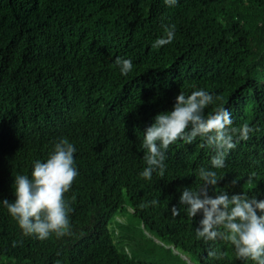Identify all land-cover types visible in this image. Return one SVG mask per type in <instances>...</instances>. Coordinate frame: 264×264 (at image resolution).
<instances>
[{"label": "trees", "instance_id": "16d2710c", "mask_svg": "<svg viewBox=\"0 0 264 264\" xmlns=\"http://www.w3.org/2000/svg\"><path fill=\"white\" fill-rule=\"evenodd\" d=\"M171 24L175 40L154 47ZM117 57L132 59L128 76ZM196 88L221 98L234 127L261 129L229 154L216 187L238 179L230 195L264 193V0H0V201L60 138L79 168L63 237L24 235L0 205V264H243L227 241L196 239L199 215L170 211L210 160L199 139L170 146L163 176H139L142 133Z\"/></svg>", "mask_w": 264, "mask_h": 264}, {"label": "clouds", "instance_id": "9594fccd", "mask_svg": "<svg viewBox=\"0 0 264 264\" xmlns=\"http://www.w3.org/2000/svg\"><path fill=\"white\" fill-rule=\"evenodd\" d=\"M168 8L179 0H163ZM176 38V25H164V35L157 38L154 47L171 44ZM115 64L122 76H128L134 68L132 59L117 57ZM221 98L205 88H196L190 94L180 92L170 111L161 112L142 133L144 167L139 176L151 181L154 175L163 176L168 168L170 146L191 145L198 139L200 147L210 150L208 164L195 169L200 184L181 190L178 205L171 208L172 215L179 216L181 208L190 218L201 217L195 227V237L214 245L227 241L234 249L237 260L243 264H264V193L249 195L233 193L238 179L225 188L216 187L221 181L219 170L227 166V157L241 141H248L261 129L248 123L234 127L229 108L218 104ZM216 105L206 114V109ZM77 147L66 137L58 139L44 160L32 163L30 174L17 173L12 185L13 201L3 199V205L26 236L44 241L53 235L63 237L71 232L70 213L73 211L66 193L79 176L76 162ZM255 173L246 177V183H255ZM215 190V194H210ZM75 200V196L72 197ZM153 199L145 206H156ZM208 255L216 260L223 256L220 249L210 248Z\"/></svg>", "mask_w": 264, "mask_h": 264}]
</instances>
